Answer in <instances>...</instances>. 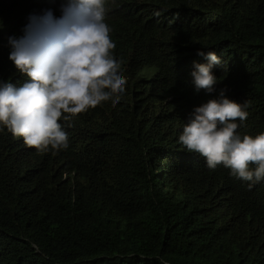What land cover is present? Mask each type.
<instances>
[{"label": "trees", "instance_id": "trees-1", "mask_svg": "<svg viewBox=\"0 0 264 264\" xmlns=\"http://www.w3.org/2000/svg\"><path fill=\"white\" fill-rule=\"evenodd\" d=\"M67 0H0V79H29L9 36ZM125 94L60 121L66 150L0 132V264H264V181L210 169L179 142L221 90L249 104L237 131L264 132V0H106ZM213 51L215 91L190 73ZM239 123V121H237Z\"/></svg>", "mask_w": 264, "mask_h": 264}, {"label": "clouds", "instance_id": "clouds-1", "mask_svg": "<svg viewBox=\"0 0 264 264\" xmlns=\"http://www.w3.org/2000/svg\"><path fill=\"white\" fill-rule=\"evenodd\" d=\"M105 5L106 0H67L60 17L52 9L31 13L23 35L8 37L9 59L29 79L20 86L0 79V132L7 128L41 152L66 150L69 135L60 121L109 99L113 105L121 100L127 78L122 59L112 51L116 45L105 22ZM197 55L207 63L194 62L192 84L197 92L213 93L218 82L213 69L221 58L213 51ZM225 92L194 106L178 139L210 169L222 165L251 187L264 181V132L242 136L237 131L249 104L231 100Z\"/></svg>", "mask_w": 264, "mask_h": 264}]
</instances>
